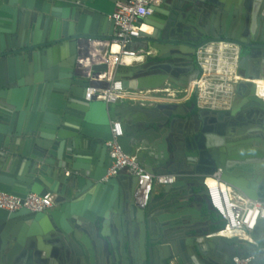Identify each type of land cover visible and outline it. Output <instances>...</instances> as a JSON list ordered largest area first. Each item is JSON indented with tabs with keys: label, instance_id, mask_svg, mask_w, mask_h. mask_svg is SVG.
<instances>
[{
	"label": "water",
	"instance_id": "95a60500",
	"mask_svg": "<svg viewBox=\"0 0 264 264\" xmlns=\"http://www.w3.org/2000/svg\"><path fill=\"white\" fill-rule=\"evenodd\" d=\"M116 2L0 0V190L51 194L58 206L0 208V264H129L135 251L137 264H236L234 257L264 264L261 223L249 242L197 222L207 204L204 180L218 171L264 202V99L254 82L264 79V0H169L166 20L156 19V9L145 19L153 31L130 48L150 54L115 73L130 89L159 88L174 67L184 79L182 66L194 67L202 44L238 48L236 71L246 72L229 108L193 115L86 98L82 53L113 38ZM196 28L209 38L195 49L189 40ZM116 121L126 153L148 172L176 177L145 208L134 199L137 176L104 179Z\"/></svg>",
	"mask_w": 264,
	"mask_h": 264
},
{
	"label": "built area",
	"instance_id": "2783aa9c",
	"mask_svg": "<svg viewBox=\"0 0 264 264\" xmlns=\"http://www.w3.org/2000/svg\"><path fill=\"white\" fill-rule=\"evenodd\" d=\"M160 1L117 0L113 14L110 15L115 25L113 38L102 43L107 47L102 55L103 69L99 72H93L90 68L87 73V99L96 97L98 100L111 103L128 100L137 101L140 104L150 102L152 100L150 98L154 97L165 101L174 99L175 95H164L166 89L162 86L153 89H130L125 87L121 80L115 79V73L119 67L135 65L144 61L146 55L150 54V51L145 52L143 49H132L130 44L135 38L140 37L142 32L151 33L153 31V29L148 30L147 26L149 25L145 19L154 12L155 6ZM217 43L221 44L222 42ZM213 44L216 42L208 43L197 50L202 74L209 75L208 78L212 81L207 84L202 79L198 81L195 79L192 81L194 83L192 88L181 90L187 94L195 93L198 103L199 100L210 103L205 104V107L212 105L215 94L222 91V88L219 87L222 82L218 84L215 81L222 79L223 73H231L233 65L235 66L234 70H236L238 60V48L235 45L225 44V46H230L232 50V55H227L226 48L224 52L220 53L219 48L215 49L211 46ZM213 49L217 51L213 52ZM227 57H229L228 61ZM111 134V140L106 143L111 162L104 179L115 177L121 173L137 176L134 199L140 208H145L152 199L155 186L172 184L176 177L173 174L156 175L148 172L138 162L134 153H126L119 142V137L124 135V127L121 122H113ZM204 184L208 207L224 222V226L215 234L225 237L236 236L253 242L249 234L255 230L259 223L261 225L264 223V202L254 201L222 181L220 171L213 176L206 177ZM53 206L54 198L51 194L41 195L30 192L25 198H22L0 190V208L8 211H17L25 207L32 212H47ZM251 258L234 257V262L236 264H249Z\"/></svg>",
	"mask_w": 264,
	"mask_h": 264
},
{
	"label": "crops",
	"instance_id": "0c3cea01",
	"mask_svg": "<svg viewBox=\"0 0 264 264\" xmlns=\"http://www.w3.org/2000/svg\"><path fill=\"white\" fill-rule=\"evenodd\" d=\"M154 9H156V12H154V15H155L157 20H161V21L166 20L168 18L167 14L169 13V11H171L170 10L171 8L169 6V0H161L155 6ZM145 22L147 23V25H149V26H147L148 30H152L154 28L151 25V23H150L151 21H149V19H148V21L146 20ZM225 44H227V42H222L221 44L216 43V44H213V46L216 48H219V51H220L222 48L225 47ZM220 45H223V46H220ZM229 45H232V44L229 43ZM91 48H92L91 49L92 50L91 57L88 60L85 59L83 62L84 71L86 72L90 68H92L93 72H99L103 69V66L101 64L102 55H103V52L107 49V47H106V45L103 44V45H92ZM232 48H234V47H232ZM229 49L230 48H228V50ZM228 60H229V57H227V61ZM230 74L231 73L227 74V72L223 73L222 79L215 81L218 84L220 82H222V84L219 85V87L222 88V91L220 93L215 94V98L213 100L211 99L212 105L207 106V107L218 108V109L229 108V104H230V101H231L232 96H233V91L236 90V85H237L236 77L239 76V78H241L244 73H238V74L234 73L233 76ZM208 76L209 75H207V74L206 75L202 74L201 77L197 79V81L199 79H202V81L209 84L212 81V79H209ZM230 76H232V77H230ZM232 78H235V79L233 80ZM255 80H257V79H255ZM261 80L264 81V79H261ZM193 84L194 83L192 82L188 88L189 89L192 88ZM187 95H189V93ZM42 98H43V95L40 94L39 99H38L39 103H41ZM150 100H151L150 102H147V103L145 102V104H140L137 101H128V100H124L121 102H129V103L135 104V105H143V106L151 107L156 101H165V100H161V99L155 98V97L150 98ZM174 101H176V100H171L170 102H174ZM201 106L205 107L204 105H201ZM209 182H211V181H209ZM161 189H162L161 185H156L152 198H155L156 196H158ZM201 201H203V200L201 199ZM57 208H58V206L54 205L49 210V212H52L53 210H56ZM202 208H203L204 218L198 220V223L206 225L207 227H209L210 231H216L217 232L219 229H215V227L218 225L219 221L217 219L216 214L210 210V208L208 207V205L206 203L202 204ZM263 228H264V225H261L259 227L260 230H262ZM228 238H231V236Z\"/></svg>",
	"mask_w": 264,
	"mask_h": 264
},
{
	"label": "flooded vegetation",
	"instance_id": "af4514ba",
	"mask_svg": "<svg viewBox=\"0 0 264 264\" xmlns=\"http://www.w3.org/2000/svg\"><path fill=\"white\" fill-rule=\"evenodd\" d=\"M208 38L209 37L207 35H203L202 32L196 28V33L193 32L192 36L190 37L189 42L192 44L191 45L192 48H195V47L201 45L202 42H204ZM209 43H212V42H209ZM204 45H206V43ZM204 45L202 44V46H204ZM83 46H85V48H86L87 43H83ZM193 64H194V67H192L190 70H188L190 68V66L188 64L182 66L185 70H187V72L185 73L186 77L184 79H181V76H178V68H180V67H174V68L168 69V79L165 81V83L162 85V87L164 89H166L164 91V95H166V96L175 95L176 101H174V102L156 101L151 106V108L152 107H158L159 111L172 109L174 111H181L182 113H185L186 115H193V113L197 112L199 109H202V110L206 109V110H210V111L211 110L212 111L223 110V109H218V108L202 107L198 103L197 96L195 93H191V94L187 95L186 92L184 93L183 91H181L184 89H188V87H189V86L188 87L183 86V83H184V81L187 80L188 75L189 76L190 75H195V76L197 75L196 79L200 78L202 75V68H201V65H200L196 55L193 56ZM245 72H246V70L243 69L241 73H245ZM233 73L238 74L239 72H237L236 70H231V75H233ZM254 82H255V79H254ZM234 92L235 91H233V94H234ZM194 97H196V100L193 99ZM205 115H207V114H205ZM198 226H200L201 228H207L209 230V227H207L204 224H200ZM133 254L135 256L138 255V257L141 258L140 251H135V253H133ZM133 254H130V253L127 254V258L130 259L129 264H137V262H138V260L136 261L135 257L132 256ZM170 263L171 264H183L181 261L175 260V259L172 260Z\"/></svg>",
	"mask_w": 264,
	"mask_h": 264
},
{
	"label": "bare ground",
	"instance_id": "6f19581e",
	"mask_svg": "<svg viewBox=\"0 0 264 264\" xmlns=\"http://www.w3.org/2000/svg\"><path fill=\"white\" fill-rule=\"evenodd\" d=\"M220 46H223V45H220ZM226 47V49H228V48H230V46H225ZM225 47L224 48H222L219 52L221 53V52H224V50H225ZM114 48H116V47H114ZM233 68V70L235 69L234 67V65L232 66ZM238 78H239V76H237ZM236 77V79H238ZM255 82L257 83V95L259 96V97H261V98H263L264 99V81L263 80H255ZM228 234H229V232H228Z\"/></svg>",
	"mask_w": 264,
	"mask_h": 264
},
{
	"label": "rangeland",
	"instance_id": "374dc122",
	"mask_svg": "<svg viewBox=\"0 0 264 264\" xmlns=\"http://www.w3.org/2000/svg\"><path fill=\"white\" fill-rule=\"evenodd\" d=\"M211 46H213V45H211ZM214 47V46H213ZM215 49H218V48H216V47H214ZM92 48H91V46L89 47V48H87L86 50H84L83 51V53H82V55H84V58L86 59V60H88L90 57H91V54H92V50H91ZM215 49H213V52L215 51H217V50H215ZM227 51H228V53L227 54H230V55H232V50L231 49H227ZM92 61V60H91ZM231 75V74H230ZM233 76V75H232ZM232 76H230V77H232ZM238 78V77H237ZM232 79H235V78H232ZM239 79V78H238ZM237 79V80H238ZM176 99V97H174V99L173 100H175ZM199 103L201 104V105H205V104H210V103H205V101H202V100H199Z\"/></svg>",
	"mask_w": 264,
	"mask_h": 264
},
{
	"label": "trees",
	"instance_id": "16d2710c",
	"mask_svg": "<svg viewBox=\"0 0 264 264\" xmlns=\"http://www.w3.org/2000/svg\"><path fill=\"white\" fill-rule=\"evenodd\" d=\"M193 99L196 100V97H194ZM217 219H218L219 222H218V225L215 227V229H220V228H222L224 226V222H222L218 216H217Z\"/></svg>",
	"mask_w": 264,
	"mask_h": 264
}]
</instances>
